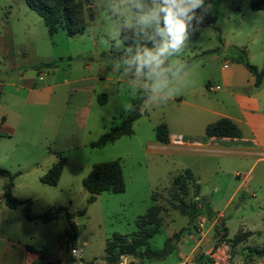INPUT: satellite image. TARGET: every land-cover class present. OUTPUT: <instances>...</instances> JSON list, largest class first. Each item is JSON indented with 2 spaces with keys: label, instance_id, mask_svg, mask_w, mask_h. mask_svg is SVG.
I'll return each instance as SVG.
<instances>
[{
  "label": "rangeland",
  "instance_id": "rangeland-1",
  "mask_svg": "<svg viewBox=\"0 0 264 264\" xmlns=\"http://www.w3.org/2000/svg\"><path fill=\"white\" fill-rule=\"evenodd\" d=\"M162 1L152 0V14L137 20L132 0L84 1L85 30L70 36L62 29L49 34L25 0H0V168L13 174L12 195L30 198L33 213L62 205L74 223L75 237L68 243L64 216L29 223L18 207L12 212L25 228L0 221V236L30 247L38 255L34 264H104L106 240L117 233L130 241L138 230L137 218L154 203L152 194L161 208V226L139 250L146 254L165 248L167 254L162 259L125 255L116 264H175L198 258L222 240L240 257L264 260L262 165L249 171L250 163L231 155L157 151L154 132L162 122L180 123L178 115L189 109L178 102L186 88L195 91L202 85L207 96L215 95L204 83L225 59L239 63L236 47L246 49L250 64L264 67V9L252 10L251 0H208L212 24L191 29L173 48L172 35L156 41L150 32L149 16L161 15ZM121 28L133 29L135 40L125 44ZM51 62L56 65L42 66ZM190 63L183 79L173 72ZM91 76L96 79H83ZM48 85L51 91H44ZM142 92L145 99L133 133L90 147L120 122ZM102 94L100 103L97 96ZM61 157L57 184L42 183L40 177ZM114 160L122 168L125 190L100 192L88 203L84 177L92 165ZM185 169L192 170L200 186H189L183 199L204 211L193 219L182 205H172L168 195L172 177ZM6 181L0 176L1 202ZM74 245L82 248L79 260L70 255ZM2 246L0 242V264H6Z\"/></svg>",
  "mask_w": 264,
  "mask_h": 264
},
{
  "label": "trees",
  "instance_id": "trees-1",
  "mask_svg": "<svg viewBox=\"0 0 264 264\" xmlns=\"http://www.w3.org/2000/svg\"><path fill=\"white\" fill-rule=\"evenodd\" d=\"M28 6L33 9L44 21L48 33L54 34L58 29L65 30L68 35L81 34L85 30V19L82 14V6L87 0H25ZM193 0H164L161 2V15L149 16L150 32L156 41H164L171 32L168 31V25L164 17L166 16V7L172 6L174 10L178 11L182 7L191 5ZM208 0H201L199 4L190 7L188 13L185 15L186 30L185 33L193 28L199 26H206L212 24L208 14ZM131 9L133 18L138 19L141 15L152 14L153 2L152 0H132ZM250 8L252 10L264 9V0H251ZM80 12V13H79ZM88 19L93 18L90 6L87 7ZM190 17V18H189ZM121 37L125 44H129L135 40V31L133 29L126 30L121 28ZM237 51L236 61L242 63L244 67L254 77V84L258 85L264 79V67L258 69L256 66L249 63L246 57L244 48H235ZM55 63L42 64V66H55ZM182 67L173 69L174 73L182 71ZM100 103L104 102L105 95L97 96ZM145 99V92L141 96L132 101L131 106L122 116L120 122L111 126L108 130L101 133L97 139L92 141L90 147H103L107 143L113 142L121 136L131 135L133 133L132 124L141 115V104ZM155 139L157 142L166 144L169 143V132L167 125L162 122L155 126ZM239 135L238 128L235 123L229 118L222 117L209 123L205 127V136L207 137H237ZM64 159L61 157L54 162L46 172L40 177V181L48 185H56L60 177ZM0 176L6 177L7 181L3 185L2 198L3 203L8 208L20 207L23 217L28 221L33 222H48L59 216H64L67 223L65 235L68 236V243H73L74 223L72 221V214L68 211L66 206L57 205L51 206L40 213H33L31 211L32 201L30 198H16L11 193V186L13 174L7 169L0 168ZM83 188L88 192L89 196L87 202L91 203L95 200L97 194L103 191L111 193H121L125 190V183L122 175V168L120 163L116 160L105 161L92 165L88 174L82 181ZM194 185L196 190L199 189L197 182L191 169H185L183 172L174 175L171 179V186L168 189L169 199L172 205H182V211L192 219L201 215L204 211L197 207L195 203L189 204L184 201V195L187 194L188 187ZM153 204L147 211L137 218V232L133 234L131 240L128 241V235L114 233L105 242L104 247V264H116L122 256L132 255L145 258L162 259L167 251L162 248L159 251L146 250V254L139 250L140 246L147 243V240L157 232L161 226L160 221V206L155 203L154 194L151 195ZM207 207V206H206ZM208 208V207H207ZM205 210V209H204ZM179 236V233L175 235ZM28 250L32 249L26 247ZM145 255V256H144ZM197 261H203V254L196 258Z\"/></svg>",
  "mask_w": 264,
  "mask_h": 264
},
{
  "label": "crops",
  "instance_id": "crops-1",
  "mask_svg": "<svg viewBox=\"0 0 264 264\" xmlns=\"http://www.w3.org/2000/svg\"><path fill=\"white\" fill-rule=\"evenodd\" d=\"M224 45L227 47L228 42H224ZM191 66L192 63L179 73L182 79L183 73L189 71ZM255 66L258 69L262 68L260 64H255ZM209 75L207 78L213 79L219 87L212 86L209 79H206L204 84L212 86L215 95L207 96L202 85L200 90L197 87L195 91L186 88V95H180L178 102L188 105L189 109L178 115L179 124L170 125L167 121L165 123L170 141L173 136L181 135L193 145L175 146L170 141L166 144L157 142L155 150L167 153L204 154L214 157L231 155L250 163L249 171L257 165H262L260 167L264 168V79L255 85L251 73L243 64L235 63L233 59H225L219 70L217 69L215 73ZM83 79L94 81L96 78L91 76ZM43 90L49 92L51 86L48 85ZM90 94L91 96L95 95L93 87ZM222 117L229 118L235 123L239 135L237 137L205 136V127ZM17 208H8L0 200V221L25 228L27 224L22 222V218L18 217V214L12 212ZM23 219L29 223L33 222L24 217ZM14 222L15 224H13ZM0 242L4 247L2 252H7L6 264H34L36 262L38 255L25 246L14 244L4 236H0Z\"/></svg>",
  "mask_w": 264,
  "mask_h": 264
},
{
  "label": "built area",
  "instance_id": "built-area-1",
  "mask_svg": "<svg viewBox=\"0 0 264 264\" xmlns=\"http://www.w3.org/2000/svg\"><path fill=\"white\" fill-rule=\"evenodd\" d=\"M208 90L212 91L213 87L208 86ZM170 142L175 146L193 145V143L185 140L181 135L173 136ZM194 144L197 145L198 143ZM70 255L76 260L81 259L82 248L76 245L71 246ZM203 259V261H197L192 258H183L175 264H264V260L256 261L250 257H240L236 252L231 250V246L224 240L216 242L204 252Z\"/></svg>",
  "mask_w": 264,
  "mask_h": 264
},
{
  "label": "clouds",
  "instance_id": "clouds-1",
  "mask_svg": "<svg viewBox=\"0 0 264 264\" xmlns=\"http://www.w3.org/2000/svg\"><path fill=\"white\" fill-rule=\"evenodd\" d=\"M201 0H193L191 5L182 7L178 11L174 10L172 6L166 7V16L164 19L168 25V31L171 32L172 41L171 46L177 48L184 40L185 30L187 27L185 15L188 13L190 7H194L199 4ZM190 18V17H189Z\"/></svg>",
  "mask_w": 264,
  "mask_h": 264
}]
</instances>
